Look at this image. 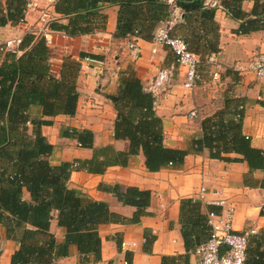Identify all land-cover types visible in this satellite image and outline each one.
Returning a JSON list of instances; mask_svg holds the SVG:
<instances>
[{"label":"trees","instance_id":"obj_1","mask_svg":"<svg viewBox=\"0 0 264 264\" xmlns=\"http://www.w3.org/2000/svg\"><path fill=\"white\" fill-rule=\"evenodd\" d=\"M242 1L222 0L220 4L231 18L242 20L247 15L241 9ZM253 1V17L242 20L238 33L264 26V0ZM25 3L26 0H7L5 9L0 8V26L23 22ZM102 3L118 6L115 39H152L157 25L170 18L171 5L183 11L186 21L198 24V30L211 36L217 30L215 8L206 6L203 0H58L53 9L68 22L62 24L51 18L49 29L62 30L69 36L91 32L95 20L99 22L102 17ZM183 39L189 46L188 39ZM206 46L214 51L212 43ZM18 49L20 55L0 51V231L6 239L18 243L10 264H61L59 260L69 256L71 246L77 249L78 264L95 263L101 259L99 227L107 223H138L147 213L151 193L133 186L109 187L122 205L135 208L130 217H125L111 211L106 202L69 188L71 172L102 174L112 166H127L129 158L137 154H142L146 170L155 172L181 165L189 150L164 144L163 122L155 112L154 96L135 74L128 73L120 75L117 91L107 96L115 110L113 138L128 141V150L119 151L110 144L95 147L91 130L68 128L63 135L75 139L79 147L91 149V157L52 164L49 156L53 145L41 130L51 121L31 116L29 108L39 105L42 115L48 117L72 116L77 106L76 79L81 60L95 56L84 52L78 59L65 56L56 77L50 72V52L43 36L26 33ZM242 116L243 105L234 99L226 100L220 111L201 122L202 135L192 141L193 150L207 149L212 158L245 161L249 169L263 170L264 150L252 146L242 133ZM228 153L240 157L231 158L225 155ZM53 219L64 231L63 241L49 231ZM179 224L185 254L180 259L163 256L160 264H188L189 252L210 235L207 215L190 198L180 202ZM257 235L249 239L244 264H264V233ZM126 264H130L128 259Z\"/></svg>","mask_w":264,"mask_h":264},{"label":"crops","instance_id":"obj_2","mask_svg":"<svg viewBox=\"0 0 264 264\" xmlns=\"http://www.w3.org/2000/svg\"><path fill=\"white\" fill-rule=\"evenodd\" d=\"M221 1L203 0L206 6L215 8V35L198 30V24L186 21L183 11L175 5H171L170 18L159 23L153 31L171 21L173 34L188 39V47L202 60L198 68L201 78L193 89L184 86L185 67L175 62L169 47L153 39L113 38L118 10L116 4L100 5L102 17L99 22L95 20L91 32L77 36L66 35L62 30L50 33V43L46 45L50 52V72L54 76L59 77L65 56L78 59L80 52L94 55L91 58L101 61L103 69V75L98 77L94 62L81 60L76 79L77 106L72 116L59 114L48 117L42 115L39 105L29 108L31 116L51 121L41 130L53 145L49 156L52 164L91 157V149L79 147L75 139L63 135L68 128L91 130L95 147L110 144L116 150H128V141L113 138L115 110L107 98L117 91L120 75L128 73L135 74L144 89L154 96L155 112L163 122L164 144L189 150L181 165L166 166L155 172L146 170L142 154L131 156L127 166H112L102 174L83 170L71 172L67 181L69 188L106 202L111 211L125 217H130L135 208L122 205L109 187L133 186L151 193L147 213L138 223H107L99 227L101 259L91 264H124L127 259L130 264H160L163 256L183 257L185 247L179 213L180 202L184 198L198 203L205 215L211 209L220 212L221 208L215 205V201L226 199L235 209L233 229L236 232L254 229L253 235L258 234L255 237L264 233V214H261L264 206V169L251 170L245 161L212 158L207 149L201 152L193 150L192 141L202 135L201 122L220 111L229 99L243 105L242 133L249 138L252 146L264 150V77L258 78L251 71L242 70L249 58L264 52V26L246 34L238 33L242 20L253 17L250 14L254 1L241 2V9L247 14L242 20L227 15ZM6 3L7 0H0V8L5 9ZM48 15L62 24L68 22V18L55 12L53 7ZM38 17V11H30L25 14L23 22L15 26H0L1 39L22 38L41 25ZM262 23L263 20L260 21ZM128 41L138 46L140 53L137 59L127 47ZM208 42L213 44L214 51L207 48ZM170 64L175 65V70L169 86L160 87L157 93H153L149 87L158 70ZM214 71L221 76L217 87H211ZM190 112H195L196 116H190ZM225 155L240 157L236 153ZM202 187L203 192L200 191ZM49 231L58 241H63L64 231L57 225L56 219L51 220ZM123 242L126 245L123 246ZM17 248L18 243L6 239L1 229L0 264H10ZM77 260V249L71 246L69 256L59 262L78 264ZM197 260L194 250L189 252L188 264H196Z\"/></svg>","mask_w":264,"mask_h":264},{"label":"built area","instance_id":"obj_3","mask_svg":"<svg viewBox=\"0 0 264 264\" xmlns=\"http://www.w3.org/2000/svg\"><path fill=\"white\" fill-rule=\"evenodd\" d=\"M56 1L58 0H26L25 3V14L30 11H38V20L41 22L39 27L32 29L30 32L37 36H43L46 44L50 43V33L53 32L48 26L51 20L48 11ZM172 31L173 24L169 21L156 29L152 39L154 42L170 48L175 56V62L185 67L184 86L188 89H193L201 78L198 70L201 60L198 55L190 51L184 39L174 35ZM21 39L14 38L13 40L5 41L0 37V51L20 53L18 46ZM127 47L131 50L133 58L137 59L140 53L138 46L133 41H128ZM84 60L91 63L94 62L98 77L103 75L101 61L93 60L90 57H85ZM209 60L213 61V59ZM174 70V64L159 69L149 89L153 93H157L158 88L169 86ZM242 70H249L258 78L264 77V52L249 58L246 61L245 68ZM218 76L219 73L217 71L212 73V78L217 79ZM189 115L192 117L196 116L195 112H190ZM200 191L203 192L204 188L202 187ZM215 205H218L221 210L218 213L209 211L206 214L207 224L210 226V235L206 241L194 249V253L198 258L196 264H244L246 248L250 237L255 234V230L249 229L243 232H236L233 229L234 206L226 199L216 200ZM122 245L124 246L126 243L123 242ZM124 264H126V260Z\"/></svg>","mask_w":264,"mask_h":264},{"label":"rangeland","instance_id":"obj_4","mask_svg":"<svg viewBox=\"0 0 264 264\" xmlns=\"http://www.w3.org/2000/svg\"><path fill=\"white\" fill-rule=\"evenodd\" d=\"M220 78H221L220 73H219V76H218L217 79L212 78V80H213L214 82H211V87H213V85H215V86L217 87L218 84L221 83V79H220Z\"/></svg>","mask_w":264,"mask_h":264}]
</instances>
